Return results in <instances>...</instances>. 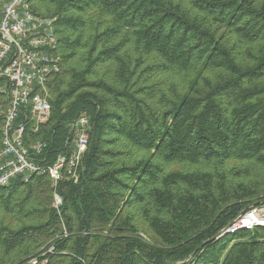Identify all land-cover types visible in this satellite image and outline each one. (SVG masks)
I'll use <instances>...</instances> for the list:
<instances>
[{"label":"trees","instance_id":"16d2710c","mask_svg":"<svg viewBox=\"0 0 264 264\" xmlns=\"http://www.w3.org/2000/svg\"><path fill=\"white\" fill-rule=\"evenodd\" d=\"M30 7L55 19L60 71L27 143L51 164L81 114L89 143L60 213L47 175L0 187V264H264V226L217 237L264 205V0Z\"/></svg>","mask_w":264,"mask_h":264},{"label":"built area","instance_id":"2783aa9c","mask_svg":"<svg viewBox=\"0 0 264 264\" xmlns=\"http://www.w3.org/2000/svg\"><path fill=\"white\" fill-rule=\"evenodd\" d=\"M54 22V18L34 14L30 0H0V90L7 97L5 108L0 107V187L47 175L53 189L52 207L60 213L62 196L58 184L63 180L77 182L79 166L88 149L90 121L81 114L67 123L69 148L58 153L51 164L43 163L41 158L44 141L27 143L28 132H38L50 117L48 84L60 71ZM19 115L23 121L17 120ZM262 226L264 205L249 206L220 231V236ZM63 236H67L65 230ZM53 250L51 245L46 252ZM30 262L36 264L37 258Z\"/></svg>","mask_w":264,"mask_h":264},{"label":"water","instance_id":"95a60500","mask_svg":"<svg viewBox=\"0 0 264 264\" xmlns=\"http://www.w3.org/2000/svg\"><path fill=\"white\" fill-rule=\"evenodd\" d=\"M256 205H258V203L252 204V205H250V206H256ZM220 234H221V232H219V233L217 234V237H220ZM203 244H205V242H204ZM203 244H201V245L198 247V249H199L200 247H202ZM196 251H197V249H196ZM175 264H177V263H175Z\"/></svg>","mask_w":264,"mask_h":264},{"label":"crops","instance_id":"0c3cea01","mask_svg":"<svg viewBox=\"0 0 264 264\" xmlns=\"http://www.w3.org/2000/svg\"><path fill=\"white\" fill-rule=\"evenodd\" d=\"M3 86V84H0V87H2ZM1 89V88H0Z\"/></svg>","mask_w":264,"mask_h":264},{"label":"rangeland","instance_id":"374dc122","mask_svg":"<svg viewBox=\"0 0 264 264\" xmlns=\"http://www.w3.org/2000/svg\"><path fill=\"white\" fill-rule=\"evenodd\" d=\"M144 236V235H143ZM146 238V236H144Z\"/></svg>","mask_w":264,"mask_h":264}]
</instances>
